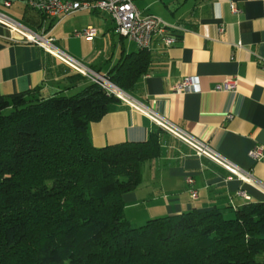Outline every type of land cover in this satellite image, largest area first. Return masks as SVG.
Instances as JSON below:
<instances>
[{
	"label": "trees",
	"instance_id": "1",
	"mask_svg": "<svg viewBox=\"0 0 264 264\" xmlns=\"http://www.w3.org/2000/svg\"><path fill=\"white\" fill-rule=\"evenodd\" d=\"M45 18L25 0L16 19L37 30ZM149 61L139 49L108 76L132 94ZM69 81L83 85L71 95L43 96L36 87L0 96V264L264 262V201L132 225L123 194L140 183L142 163L160 155L164 130L94 146L88 124L121 100L80 74Z\"/></svg>",
	"mask_w": 264,
	"mask_h": 264
},
{
	"label": "crops",
	"instance_id": "2",
	"mask_svg": "<svg viewBox=\"0 0 264 264\" xmlns=\"http://www.w3.org/2000/svg\"><path fill=\"white\" fill-rule=\"evenodd\" d=\"M134 3L142 13L154 14L181 30L168 47L158 37L153 39L147 70L130 95L145 110L158 113L209 144L253 180L243 182L210 158L197 155L142 111L120 101L88 124V138L94 146L144 141L150 132L164 130L160 133V155L142 163L140 183L123 194L125 218L138 226L154 217L190 210L234 209L250 201H264V157L254 160L250 156L253 148H264V66L259 63L264 60V0ZM231 5L237 11L231 10ZM3 8L0 1V10L6 12ZM107 18L109 24L99 30L102 38L97 32L89 39L97 44L94 48H72L69 38L67 48L59 39L55 44L96 72H116V64L139 48L135 42L136 48H125L123 36L115 32L114 22ZM109 33L120 36V48H109ZM13 36L0 24V96L36 87L43 96L69 94L82 87L69 81L75 71L42 48L15 41ZM186 76L197 77L199 89L175 92V85ZM226 78H235L236 87L217 89ZM187 179L193 182L189 184ZM191 188L196 191L195 197ZM260 259L264 261V255Z\"/></svg>",
	"mask_w": 264,
	"mask_h": 264
},
{
	"label": "built area",
	"instance_id": "3",
	"mask_svg": "<svg viewBox=\"0 0 264 264\" xmlns=\"http://www.w3.org/2000/svg\"><path fill=\"white\" fill-rule=\"evenodd\" d=\"M1 2L3 7L11 5V0H2ZM26 2L29 7L42 12L46 18L39 29L33 30L10 14L0 10V24L4 25L14 34L13 40L34 44L71 70L85 76L90 75L91 81L101 87L106 94L115 96L122 102H126L133 108L142 111L155 124L189 145L197 155L210 158L236 175L243 182H252L253 179L249 173L243 172L238 166L222 156L206 142L182 130L158 113L142 108V104L138 100L113 83L107 74L94 71L81 60L60 49L55 44V39L50 35V29L57 21L64 16L74 14L80 10L106 13L114 22L115 32L134 41L141 50H150L155 37H158L166 47L172 45L176 41L178 32L181 30L178 26L168 23L154 14L142 13L136 7L134 0H26ZM231 10L237 11L234 5H231ZM50 18H55L56 21L47 30L48 19ZM219 30H223L222 26ZM96 33L97 29L92 26H87L82 31L75 32L76 35L84 36L87 39H92ZM259 63L261 66H264V60H260ZM236 82L235 78H226L216 88L219 90H232L236 87ZM198 85L199 81L197 77L186 76L175 85L174 90L178 93L196 91L199 89ZM250 156L254 160H260L264 157V148L260 146L253 148L250 151ZM192 182V179H187V183L191 184ZM190 193L192 197L196 196V191L192 188L190 189Z\"/></svg>",
	"mask_w": 264,
	"mask_h": 264
},
{
	"label": "rangeland",
	"instance_id": "4",
	"mask_svg": "<svg viewBox=\"0 0 264 264\" xmlns=\"http://www.w3.org/2000/svg\"><path fill=\"white\" fill-rule=\"evenodd\" d=\"M2 1V0H0ZM25 7V0H11V5L9 7L3 8V10H6V13L10 14L14 18H20L23 12V8ZM108 16L105 15L103 12H91L90 10H80L77 11L74 14L64 16L61 18V21L57 22L56 25L53 27L51 36L56 40H60V42L65 45L64 47L67 48V39L69 38L72 41L70 42V45L72 48H94L96 45L94 44L95 41H90L89 39L77 36L75 35V31L82 30L86 24H92V27L97 29V32L99 33V30H101V27L104 24H109ZM61 22V23H60ZM57 26V27H56ZM87 27V26H86ZM106 33V31H105ZM98 38H102L101 33L97 34ZM76 39V40H73ZM107 39L109 41V48H120V36L114 35L113 33H109L107 36ZM123 45L125 48H136L134 41H131L127 37L122 38ZM101 45V44H100ZM101 48V47H100ZM74 71V70H73ZM76 74H80L81 76H84L87 81H91L90 75H82L81 73H78L75 71ZM74 73V74H75ZM75 74V75H76ZM74 92H70L67 95H71Z\"/></svg>",
	"mask_w": 264,
	"mask_h": 264
}]
</instances>
